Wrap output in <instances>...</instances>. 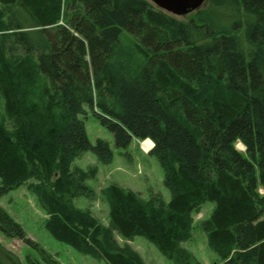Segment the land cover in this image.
<instances>
[{"label": "trees", "instance_id": "obj_1", "mask_svg": "<svg viewBox=\"0 0 264 264\" xmlns=\"http://www.w3.org/2000/svg\"><path fill=\"white\" fill-rule=\"evenodd\" d=\"M205 3L183 20L149 0H0V198L28 185L47 231L106 264H145L115 233L201 264L183 244L209 201L200 227L218 264H264V0ZM86 107L117 148L154 143L170 201L113 183L110 227L75 206L97 175L75 160H114L90 142ZM0 230L26 239L1 206Z\"/></svg>", "mask_w": 264, "mask_h": 264}, {"label": "rangeland", "instance_id": "obj_2", "mask_svg": "<svg viewBox=\"0 0 264 264\" xmlns=\"http://www.w3.org/2000/svg\"><path fill=\"white\" fill-rule=\"evenodd\" d=\"M202 9L208 8L204 3ZM191 13L179 19H191ZM87 116L84 118L89 140L95 144L99 139L106 141L113 153L114 160L111 164H103L92 152H86L77 158L73 167L85 171L91 167L97 169L94 179L86 184L91 187L95 196L93 198L80 197L73 200L75 206L89 209L106 226L110 227L109 205L104 200L102 190L116 183L122 187L139 192L143 198L148 199L152 194H160L165 201H170V192L165 186V173L158 159L150 154L154 143L146 140L135 139L128 149H119L115 146L113 134L103 127L86 107ZM238 150L245 152V146L238 142ZM0 206L17 222L25 231L26 239L6 236L0 230V259L11 264H30L33 260L43 261L44 255L59 261L61 264H106L92 256L84 255L69 245L56 240L45 228L47 214L40 205L36 195L28 187L22 185L0 198ZM214 209V203L206 202L200 214L194 215V229L192 239L183 246L195 255L201 264H218L219 256L207 244V237L201 222L208 219ZM116 239L120 244H129L143 258L145 264H175L165 257L147 239L141 236L133 240H124L117 233ZM28 240V241H27ZM29 242L36 244V247Z\"/></svg>", "mask_w": 264, "mask_h": 264}, {"label": "water", "instance_id": "obj_3", "mask_svg": "<svg viewBox=\"0 0 264 264\" xmlns=\"http://www.w3.org/2000/svg\"><path fill=\"white\" fill-rule=\"evenodd\" d=\"M161 10L177 17L187 16L200 9L206 0H149Z\"/></svg>", "mask_w": 264, "mask_h": 264}, {"label": "bare ground", "instance_id": "obj_4", "mask_svg": "<svg viewBox=\"0 0 264 264\" xmlns=\"http://www.w3.org/2000/svg\"><path fill=\"white\" fill-rule=\"evenodd\" d=\"M153 144V143H152Z\"/></svg>", "mask_w": 264, "mask_h": 264}]
</instances>
